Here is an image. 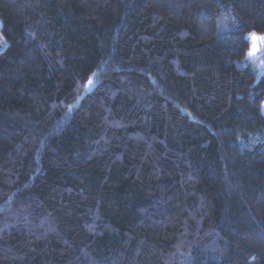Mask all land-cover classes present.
<instances>
[{"label": "trees", "instance_id": "trees-1", "mask_svg": "<svg viewBox=\"0 0 264 264\" xmlns=\"http://www.w3.org/2000/svg\"><path fill=\"white\" fill-rule=\"evenodd\" d=\"M251 31L264 0H0V264H264Z\"/></svg>", "mask_w": 264, "mask_h": 264}, {"label": "rangeland", "instance_id": "rangeland-1", "mask_svg": "<svg viewBox=\"0 0 264 264\" xmlns=\"http://www.w3.org/2000/svg\"><path fill=\"white\" fill-rule=\"evenodd\" d=\"M254 33V35H252ZM248 38L250 39V46L247 51V55L254 62L259 72H264V32L256 33L254 31L247 33ZM0 38H2L0 34ZM4 40L0 39V48L3 46ZM252 55H249V53ZM262 113L264 114V109L261 108Z\"/></svg>", "mask_w": 264, "mask_h": 264}, {"label": "snow or ice", "instance_id": "snow-or-ice-1", "mask_svg": "<svg viewBox=\"0 0 264 264\" xmlns=\"http://www.w3.org/2000/svg\"><path fill=\"white\" fill-rule=\"evenodd\" d=\"M252 35H254V33ZM0 39H2V38H0ZM249 55H252V53L250 52ZM88 83H89V86H90L92 84V81L89 80ZM261 108L264 109V103H261Z\"/></svg>", "mask_w": 264, "mask_h": 264}]
</instances>
